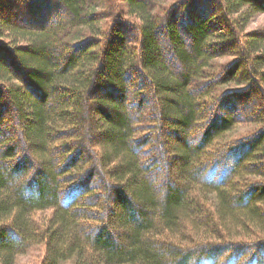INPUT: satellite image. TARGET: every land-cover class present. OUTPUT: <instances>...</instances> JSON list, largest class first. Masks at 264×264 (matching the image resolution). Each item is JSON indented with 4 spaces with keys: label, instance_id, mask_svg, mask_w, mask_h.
<instances>
[{
    "label": "trees",
    "instance_id": "1",
    "mask_svg": "<svg viewBox=\"0 0 264 264\" xmlns=\"http://www.w3.org/2000/svg\"><path fill=\"white\" fill-rule=\"evenodd\" d=\"M0 10V264H264V0Z\"/></svg>",
    "mask_w": 264,
    "mask_h": 264
},
{
    "label": "rangeland",
    "instance_id": "2",
    "mask_svg": "<svg viewBox=\"0 0 264 264\" xmlns=\"http://www.w3.org/2000/svg\"><path fill=\"white\" fill-rule=\"evenodd\" d=\"M161 1L162 2L166 1L167 3L174 2V0H161ZM8 8L10 9L11 7H8ZM29 9L30 8L28 6H25L24 8H22V10L28 11V12H29ZM32 10H30V11H32ZM9 11H7V15L13 16V15H11L12 13H9ZM28 12H25V13H28ZM33 13H36V12L33 11ZM0 14H3L2 10H0ZM47 17L51 19L50 20L51 23H53L55 21V17L53 15H50V17L49 16H47ZM64 18H65L64 12H60L59 11L58 16H57L56 19L62 21ZM50 22L48 23L49 25H50ZM263 29H264V13H257L255 15H253L252 17H250V19L247 21V23H246V25L244 27V32L248 33V34L249 33H258V32H261ZM231 59H232L231 57H225V58H220L218 61H219V63H223V62L225 63V62L230 61ZM129 78H130L129 80H134L135 79V75H131ZM253 97H255V93L252 91L251 93H249V97L247 99L243 98L242 99L243 106L239 110H237V113H239L242 116H244L247 111H252V107L255 104V101H254ZM10 109L12 111L9 112L8 115H13L12 116V120H14V122H16L15 121L16 120L15 114L18 113L17 112L18 108L16 109V108L12 107ZM8 119H9V116H8ZM9 120L11 121V118ZM10 121H9V123H11ZM92 128H93V126H92ZM252 128H255V127H253V125H250V124H238V125H236L235 132L233 134H231L232 137L231 136L230 137L231 138H236V137H239V136L246 135V132H248L249 130H252ZM12 131H13L11 133L12 135H14L17 132V130H16V132H15V130H12ZM163 135H165L164 132L163 133L160 132V137H161L162 140H163ZM25 149L28 152H30V150H32L28 146H25ZM164 171L167 172L168 168L164 169ZM168 175L170 176L169 180H171V182H172L174 180V176L172 174V171L171 172L168 171L167 172V176ZM160 176H163V175H161L160 173H158L157 175H154L152 173L150 174V172H149V173L144 175V178L145 179L148 178L149 181H151L152 179H156V180L159 181V180H162ZM48 214H49V212H43L42 213V217H40V218L45 219L46 217H48ZM45 253H46V250H45V247H44L43 244L35 245V246L29 248L24 254L18 255L16 257L15 264H42V261L44 259ZM63 264H73V261H66Z\"/></svg>",
    "mask_w": 264,
    "mask_h": 264
}]
</instances>
